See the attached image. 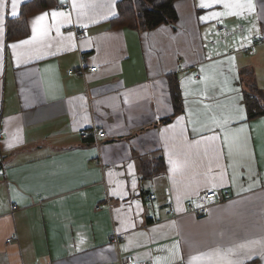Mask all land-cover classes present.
Here are the masks:
<instances>
[{
    "label": "crops",
    "instance_id": "0c3cea01",
    "mask_svg": "<svg viewBox=\"0 0 264 264\" xmlns=\"http://www.w3.org/2000/svg\"><path fill=\"white\" fill-rule=\"evenodd\" d=\"M31 1L0 3V264H264V0H176L152 29L117 24L120 0H54L9 38Z\"/></svg>",
    "mask_w": 264,
    "mask_h": 264
},
{
    "label": "trees",
    "instance_id": "16d2710c",
    "mask_svg": "<svg viewBox=\"0 0 264 264\" xmlns=\"http://www.w3.org/2000/svg\"><path fill=\"white\" fill-rule=\"evenodd\" d=\"M54 0H33L25 4L22 13L16 19L8 21V35L11 39L21 38L28 34L27 17L30 13L48 7ZM176 0H120L118 16L114 21L119 25H128L141 29H152L162 23H173L177 20ZM54 3V2H53ZM173 97L180 108L181 94L177 80L173 82ZM246 95V105L250 118L264 114L260 95Z\"/></svg>",
    "mask_w": 264,
    "mask_h": 264
},
{
    "label": "built area",
    "instance_id": "2783aa9c",
    "mask_svg": "<svg viewBox=\"0 0 264 264\" xmlns=\"http://www.w3.org/2000/svg\"><path fill=\"white\" fill-rule=\"evenodd\" d=\"M59 8L61 7L58 6V9ZM62 8H65L70 11L71 4L66 3L62 6ZM219 31L225 35L230 33V31H228V29L224 26L220 27ZM76 36H77L78 41L81 40L85 36L84 30L77 29ZM262 42H263V39L257 38L253 42V44L248 48V51L254 52L257 46L260 45ZM97 69H98L97 66H88L85 56L82 55L80 66L76 69L69 70V73L70 74L76 73L85 78L88 71H97ZM90 134H93L95 136L96 144H99L101 138L106 137V132L100 126H97V125H93L89 129L81 130V135L85 138L88 137ZM4 135H5V130H4V127L2 126V118L0 116V142L3 139ZM0 162H1V165L3 166L4 158H3V154L1 150H0ZM155 197H156L155 194L150 195V198H155ZM230 198H231V194L228 189L208 190V191L202 192L199 196H197L196 201L194 200L189 201L187 204V209L190 213L196 216H205L209 214L211 206H213L216 203H220L225 200H228ZM108 206H111L110 201H108ZM170 210H171L170 211L171 213H174V205L172 203H170ZM120 237L121 236L117 232H114L110 236V239H111L110 241L115 242L116 244L119 245ZM12 239L13 238H10L8 239V241L10 242ZM119 263L120 264H145L143 261H137L132 255H128V256L120 255Z\"/></svg>",
    "mask_w": 264,
    "mask_h": 264
},
{
    "label": "snow or ice",
    "instance_id": "6c2138e0",
    "mask_svg": "<svg viewBox=\"0 0 264 264\" xmlns=\"http://www.w3.org/2000/svg\"><path fill=\"white\" fill-rule=\"evenodd\" d=\"M0 3H2V0H0ZM16 3H17V0H12V7H13V12L12 14L15 15V8H16ZM53 15H56V13L54 12ZM21 43H27V41H21ZM13 48L16 47L15 44L12 45Z\"/></svg>",
    "mask_w": 264,
    "mask_h": 264
}]
</instances>
